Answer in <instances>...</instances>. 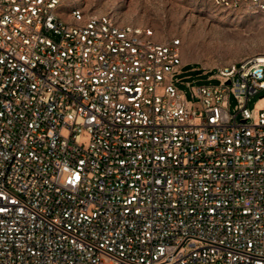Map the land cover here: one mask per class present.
<instances>
[{
	"label": "built area",
	"instance_id": "1",
	"mask_svg": "<svg viewBox=\"0 0 264 264\" xmlns=\"http://www.w3.org/2000/svg\"><path fill=\"white\" fill-rule=\"evenodd\" d=\"M186 66L76 0H0V264H264V53L192 100Z\"/></svg>",
	"mask_w": 264,
	"mask_h": 264
},
{
	"label": "rangeland",
	"instance_id": "2",
	"mask_svg": "<svg viewBox=\"0 0 264 264\" xmlns=\"http://www.w3.org/2000/svg\"><path fill=\"white\" fill-rule=\"evenodd\" d=\"M76 5L122 25L150 27L159 43L179 38L187 66L176 76V85L189 100L187 83L216 86L218 80H209L211 70L264 53V14L219 10L210 0H76ZM260 96L250 99L249 109ZM237 104L231 96L232 113Z\"/></svg>",
	"mask_w": 264,
	"mask_h": 264
}]
</instances>
